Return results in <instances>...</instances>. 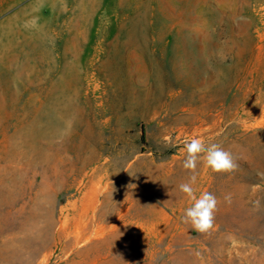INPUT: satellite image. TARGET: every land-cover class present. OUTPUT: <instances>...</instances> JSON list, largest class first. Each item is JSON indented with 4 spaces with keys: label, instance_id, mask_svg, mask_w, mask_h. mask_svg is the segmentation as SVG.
<instances>
[{
    "label": "rangeland",
    "instance_id": "obj_1",
    "mask_svg": "<svg viewBox=\"0 0 264 264\" xmlns=\"http://www.w3.org/2000/svg\"><path fill=\"white\" fill-rule=\"evenodd\" d=\"M0 264H264V0H0Z\"/></svg>",
    "mask_w": 264,
    "mask_h": 264
},
{
    "label": "clouds",
    "instance_id": "obj_2",
    "mask_svg": "<svg viewBox=\"0 0 264 264\" xmlns=\"http://www.w3.org/2000/svg\"><path fill=\"white\" fill-rule=\"evenodd\" d=\"M166 140L168 138H165ZM168 146L167 144L165 145ZM175 147V145H172ZM184 159L182 167L190 173L188 180L179 184V191L191 202L181 216V222L190 224L192 230L200 234H210L214 229L215 214L218 211L219 199L211 192L197 195L194 185L197 182V168L203 164L213 173H232L238 165L231 152L218 143H208L200 137L186 139L183 144ZM226 203L232 202L231 193L224 196ZM260 206V201L255 202Z\"/></svg>",
    "mask_w": 264,
    "mask_h": 264
},
{
    "label": "trees",
    "instance_id": "obj_3",
    "mask_svg": "<svg viewBox=\"0 0 264 264\" xmlns=\"http://www.w3.org/2000/svg\"><path fill=\"white\" fill-rule=\"evenodd\" d=\"M141 141L145 143V131L143 126H141Z\"/></svg>",
    "mask_w": 264,
    "mask_h": 264
},
{
    "label": "bare ground",
    "instance_id": "obj_4",
    "mask_svg": "<svg viewBox=\"0 0 264 264\" xmlns=\"http://www.w3.org/2000/svg\"><path fill=\"white\" fill-rule=\"evenodd\" d=\"M111 169H112V168H111ZM112 173H113V174H115V171H114V172H112ZM118 177H120V176H118ZM129 180H130V178H129ZM139 193H140V192H139ZM138 195H139V194H138ZM123 214H124V213H123ZM120 215H121V214H120ZM115 225H116V224H115ZM111 227H112V226H111ZM111 227H110V228H111Z\"/></svg>",
    "mask_w": 264,
    "mask_h": 264
}]
</instances>
